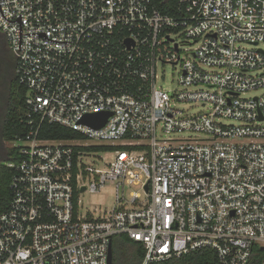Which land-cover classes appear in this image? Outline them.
I'll use <instances>...</instances> for the list:
<instances>
[{"label":"built area","instance_id":"built-area-1","mask_svg":"<svg viewBox=\"0 0 264 264\" xmlns=\"http://www.w3.org/2000/svg\"><path fill=\"white\" fill-rule=\"evenodd\" d=\"M159 2L0 0L29 128L10 142L0 264H109L117 237L142 245V264L264 255V94L245 97L264 91V0H182L176 15ZM102 113L103 128L82 123ZM44 123L79 139H41ZM91 147L116 149L97 161ZM109 184L114 207L82 215L81 195Z\"/></svg>","mask_w":264,"mask_h":264},{"label":"trees","instance_id":"trees-1","mask_svg":"<svg viewBox=\"0 0 264 264\" xmlns=\"http://www.w3.org/2000/svg\"><path fill=\"white\" fill-rule=\"evenodd\" d=\"M182 0H160L159 8L167 14L176 15L178 4ZM26 90L21 88L17 78L14 79L10 88L9 107L4 124V137L8 142H13L19 136H25L29 131L26 123ZM40 138L44 140L62 141L75 140L79 136L72 131L58 125L44 123L39 131ZM91 151H110L116 148L91 147ZM12 156L17 157L15 149L11 148ZM14 172L6 165L0 166V214L10 204L12 193L10 189ZM145 252L141 244L130 240L128 237L115 238L113 241V264H142ZM264 255L255 258V264H263ZM216 256L210 250L190 253L180 258H173L169 261L154 264H215Z\"/></svg>","mask_w":264,"mask_h":264},{"label":"rangeland","instance_id":"rangeland-1","mask_svg":"<svg viewBox=\"0 0 264 264\" xmlns=\"http://www.w3.org/2000/svg\"><path fill=\"white\" fill-rule=\"evenodd\" d=\"M2 37V36H1ZM4 41L6 51H9L6 46V42L4 38H1ZM11 52V51H9ZM13 56V54L11 53ZM4 75L5 73L2 72ZM159 77L158 86L163 88L165 91L174 92L179 89L178 79H179V69L173 67V65H166L159 67ZM9 80V79H8ZM10 81V80H9ZM9 81L4 82L3 79L0 78V124L2 125L8 108L9 103V95H10V86ZM264 94V91H254L248 93L245 97L252 98L254 96H259ZM181 111L186 112L188 115H194L199 112L204 111L205 107L201 104H182L179 106ZM226 125H238V122L229 120L225 122ZM190 137V135H184V138ZM196 137V136H194ZM14 142H12L13 144ZM112 150L109 151L111 153ZM108 157V152L97 151L96 160L99 161L101 158ZM108 159V158H107ZM104 166V162L98 163ZM131 192L136 193L140 192L137 187L130 186L126 188V193L129 195ZM116 199V189L115 186L109 184L104 187L99 193H84L81 195V208L80 212L82 215H87L92 213L94 216H99V211H108L114 207ZM124 239V237H119Z\"/></svg>","mask_w":264,"mask_h":264},{"label":"flooded vegetation","instance_id":"flooded-vegetation-1","mask_svg":"<svg viewBox=\"0 0 264 264\" xmlns=\"http://www.w3.org/2000/svg\"><path fill=\"white\" fill-rule=\"evenodd\" d=\"M2 36V37H1ZM1 38H4L0 33V78L3 79L4 82L9 81V86L11 88L12 83L14 82L17 62L14 56L11 55V52L6 51L4 41ZM5 40V38H4ZM6 46L8 47L7 41ZM9 49V47H8ZM5 73L4 75L2 74ZM9 79V80H8ZM9 105V103H8ZM9 107V106H8ZM8 110V108H7ZM7 115V113H6ZM6 117L2 123L0 124V166L6 165L8 161L12 160L11 153V143L8 142L4 137V124Z\"/></svg>","mask_w":264,"mask_h":264},{"label":"water","instance_id":"water-1","mask_svg":"<svg viewBox=\"0 0 264 264\" xmlns=\"http://www.w3.org/2000/svg\"><path fill=\"white\" fill-rule=\"evenodd\" d=\"M111 114L109 113H102V114H95L91 116H87L83 120V124L91 126L92 128L95 129H101L105 126L107 123L109 117ZM148 190V188H146ZM109 264H113V245L111 244L110 246V251H109Z\"/></svg>","mask_w":264,"mask_h":264}]
</instances>
